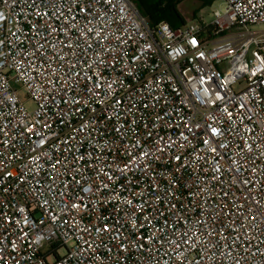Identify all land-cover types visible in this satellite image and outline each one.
Masks as SVG:
<instances>
[{
    "label": "built area",
    "instance_id": "2783aa9c",
    "mask_svg": "<svg viewBox=\"0 0 264 264\" xmlns=\"http://www.w3.org/2000/svg\"><path fill=\"white\" fill-rule=\"evenodd\" d=\"M224 3L0 0V264H264V0Z\"/></svg>",
    "mask_w": 264,
    "mask_h": 264
},
{
    "label": "trees",
    "instance_id": "16d2710c",
    "mask_svg": "<svg viewBox=\"0 0 264 264\" xmlns=\"http://www.w3.org/2000/svg\"><path fill=\"white\" fill-rule=\"evenodd\" d=\"M139 13L146 17L151 25L167 22L170 27L178 28L186 23L180 13L179 6L183 0H129ZM202 8H208L213 0H201ZM196 16V15H195Z\"/></svg>",
    "mask_w": 264,
    "mask_h": 264
},
{
    "label": "rangeland",
    "instance_id": "374dc122",
    "mask_svg": "<svg viewBox=\"0 0 264 264\" xmlns=\"http://www.w3.org/2000/svg\"><path fill=\"white\" fill-rule=\"evenodd\" d=\"M201 0H183L179 6L180 13L186 23L196 22L198 20L203 21L204 23H211L212 15L211 13L215 10L224 12L226 5L224 0H213V3L210 7L202 8ZM196 15V16H195ZM20 100L24 103L27 109L33 108V103L29 100L20 85L15 86Z\"/></svg>",
    "mask_w": 264,
    "mask_h": 264
}]
</instances>
